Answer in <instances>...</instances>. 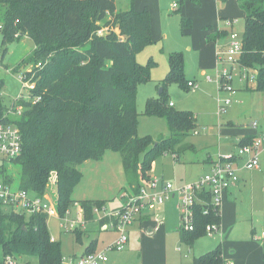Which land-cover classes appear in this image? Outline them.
I'll use <instances>...</instances> for the list:
<instances>
[{
    "label": "trees",
    "instance_id": "16d2710c",
    "mask_svg": "<svg viewBox=\"0 0 264 264\" xmlns=\"http://www.w3.org/2000/svg\"><path fill=\"white\" fill-rule=\"evenodd\" d=\"M241 7L246 26L240 65L257 70V85L251 89L264 91V0H242ZM0 26L4 55L10 43L24 36L35 44L31 58L15 67H28L24 80L34 87L25 86L27 93L0 112L22 108L11 120L22 131L23 151L10 165L21 167L19 187L39 195L47 193L51 176L57 174L61 217L75 202L72 195L85 161L101 160L107 150L119 151L127 184L136 193L151 179L159 155L171 152L179 158L186 149L195 148L185 141L197 127L196 114L176 109L167 95V84L173 80L189 87L182 51L170 53L163 92L149 98L144 111L163 117L171 135L158 141L139 135L137 87L152 79L150 69L136 61L137 53L154 42L148 7L118 10L116 0H0ZM182 26H186L184 18ZM254 139L245 137L240 145ZM10 165L0 167V179L14 183ZM105 202L79 201L85 219L92 220L94 207ZM48 218L45 213L28 216L0 209V264L7 255L36 256L38 264H63L61 242L52 240ZM221 218V210L204 214L201 205L196 206L195 229L179 227L181 241L192 246L206 234L208 224H220ZM94 251L90 246L86 253ZM223 263L219 245L190 264Z\"/></svg>",
    "mask_w": 264,
    "mask_h": 264
},
{
    "label": "rangeland",
    "instance_id": "374dc122",
    "mask_svg": "<svg viewBox=\"0 0 264 264\" xmlns=\"http://www.w3.org/2000/svg\"><path fill=\"white\" fill-rule=\"evenodd\" d=\"M116 1L121 10L144 8H137L135 0ZM148 8L154 42L137 53L136 61L150 69L152 79L138 85L136 109L139 114V135L150 136L158 141L161 137L167 138L171 135L167 121L160 116L145 115L144 111L149 98H158L161 95L163 81L169 70L170 53H184L188 65L186 80L194 78L198 68L197 60L185 49L188 38L184 35L186 27L181 26V13L174 10L171 15L167 12L168 16H165L163 11L157 13L154 9L153 15L151 8ZM161 9L163 10V5ZM154 24L162 25L164 29L168 27V38L165 39L164 32L161 37L156 38ZM245 26L246 19L241 18L238 25L241 36H244ZM1 38L0 33L2 51ZM194 43L196 47L199 46L197 39ZM33 44V40L27 36L10 43L4 62H0V112L3 107L10 108L22 93H27L22 78L28 67L24 70H16L15 67L21 58H31ZM214 57L213 67L207 70L206 75L197 74L198 87L190 88L186 82L177 80L167 84L168 98L174 101L176 109L197 113L198 133L191 131L186 139L196 145L197 151L185 150L180 159L171 152L159 155L154 161L150 176L164 177L165 182H171L175 186L197 181L200 176L210 171V163L206 162L208 157L218 159L232 155L235 153V144L250 135L257 136L256 140L262 139L258 149L261 168L244 169L243 172L240 169L239 175L243 183L237 200L230 196L221 206L219 232L200 236L194 241L193 247L182 242L177 229L182 223L178 198H169L162 204L147 207L143 212L145 219L136 223L130 231L126 247L120 251H108V261L102 264H190L194 257L219 245L222 247L224 262L264 264V95L245 88V79L242 77L244 69L238 65H233L230 82L234 91L222 89L217 78L219 68L222 70L229 67L231 71V67L229 64H222L216 53ZM208 76L213 77L212 82L207 81ZM226 98H230L232 102L221 108L219 99ZM254 121L257 122V127L252 126ZM91 163L93 164L90 169ZM243 163H240L241 167ZM8 171L15 185L19 184L21 167L13 163ZM81 171L83 176L73 191L72 198L75 202L68 209L69 212L63 217L48 218L51 235L61 242L64 264L74 254L79 256L90 246H94L97 251H104L107 244L117 236L111 227L107 230L101 228L103 210L94 211L93 219L86 220L78 201L88 196L107 199L108 204L105 207L111 210L113 206H124L128 199L127 194L132 192L125 183L119 151L107 150L103 159L89 160L82 164ZM57 182V174L53 173L47 193L54 201L58 196ZM74 224L78 227L71 226ZM89 235L98 239L95 244L92 245L94 238H88ZM25 261L38 264L36 256L25 257Z\"/></svg>",
    "mask_w": 264,
    "mask_h": 264
},
{
    "label": "built area",
    "instance_id": "2783aa9c",
    "mask_svg": "<svg viewBox=\"0 0 264 264\" xmlns=\"http://www.w3.org/2000/svg\"><path fill=\"white\" fill-rule=\"evenodd\" d=\"M178 4L175 3L176 7ZM237 19H229L228 24L234 25ZM1 27V26H0ZM101 32V31H100ZM229 44L217 51L218 60L222 64H229L222 70L219 68L217 78L221 84V88L233 92L231 85L233 65H238L244 69L242 77L245 79L247 86L257 83V70L244 68L240 65V59L243 52L244 39L236 30L229 31ZM252 71V74H250ZM22 78V77H21ZM25 74L22 78L24 86L34 87L30 81H26ZM208 80H213L211 76ZM190 88L198 87V83L194 80L188 81ZM221 107L231 103L230 98L220 99ZM173 105V102H170ZM21 107L16 110H9L0 113V167L3 164L10 165L11 161L17 158L23 151V135L20 127L11 120L13 116L20 115ZM257 122H253V126L257 127ZM262 139H254L253 143L239 145L237 151L230 156H221L213 162L209 172L200 176L197 181L188 184L175 186L171 182H165L159 177H151L149 181H145L140 190L136 193L133 191L127 194L128 199L124 206L107 210L105 205L95 206L94 211L103 210L105 218H108L111 225L117 230L118 237L110 243L104 251H94L84 253L79 256L70 258L65 264H102L108 261L107 252L111 250H123L129 242V228L140 217L147 207L162 204L172 197L178 198V207L181 211L180 227L187 231L195 229V209L201 205L204 214H209L210 210L220 212L221 206L225 200L226 193L240 181L238 173L239 162L248 158L244 162V167L249 170L258 169L260 167V159L258 149ZM208 192V193H207ZM205 194V198L203 194ZM208 196V198H206ZM0 209H15L24 212L28 216L34 213H45L50 216H59L57 202L54 201L48 193L39 195L35 191L22 189L15 183H7L0 179ZM83 212V208L81 207ZM77 228V224L71 225ZM218 223H210L206 226V234L213 235L219 232ZM52 240L55 238L52 236ZM4 264H27L24 258L7 255ZM64 264V258H63ZM223 264H232L224 262Z\"/></svg>",
    "mask_w": 264,
    "mask_h": 264
},
{
    "label": "crops",
    "instance_id": "0c3cea01",
    "mask_svg": "<svg viewBox=\"0 0 264 264\" xmlns=\"http://www.w3.org/2000/svg\"><path fill=\"white\" fill-rule=\"evenodd\" d=\"M135 1H136V6L139 9L142 7H148L149 6L151 8L153 15H155L154 9L157 13L163 11L165 16H168L167 12L171 15V12L174 10H176L177 13H181V15H182L181 19L184 18L186 20V26H185L186 28H184L182 26V20H181V26H182V28H184V35L186 38H188V41H186L185 49H186V51H188V53H190V55L193 59L195 58L197 60L198 70L196 73L198 75H206L207 70L213 67V60L215 58L214 57L215 53L217 56L218 49L224 48L229 44V41H230L229 36H228L229 31L236 30L237 32L240 33V31L238 29V25L240 23V19L245 18V11L241 7L242 0H135ZM116 3H117V1H116ZM175 3H179L177 5L178 7L176 6V8L174 6ZM162 5H163V10L161 9ZM117 8H118V10H121L118 7V4H117ZM162 16H163V13H162ZM229 19H237L238 22L236 24L230 26L228 24ZM151 30L153 31L152 25H151ZM154 31H155L154 35L156 36V38L161 37L160 35H162L163 32H164L165 39L168 38V35H169L168 34V27H166L164 29L162 25L158 26L157 24H154ZM209 35H211L213 38L209 39L208 38ZM27 37H29V36H27ZM152 37H153V35H152ZM195 39H197V41L199 42L198 47L195 46V43H194ZM17 41H19V40H17ZM1 43H2V38H1ZM33 45L35 47V44H33ZM34 47L31 48L32 52H33ZM8 52H9V46H8V51H7L6 55H4V51L0 50V62L1 63L4 62ZM23 59H25V58L24 57L21 58L16 63V65ZM2 60H3V62H2ZM185 60H186V58H185ZM187 68H188V65L186 63V74H187ZM197 74L196 75L194 74V76H193L194 78H191L190 80H194V81H196V83H198V79L196 78ZM207 81L212 82L213 80L207 79ZM256 85L252 84V85L247 86L246 82H244L245 88H248L249 90H253L251 88L256 87ZM198 86H199V83H198ZM257 92L262 93V95H264V91H257ZM171 102H173V105H174V101L172 100ZM219 102H220V99H219ZM230 104H228V105H230ZM228 105H226V107ZM220 107H221V103H220ZM221 108H223V107H221ZM182 110H185V109H182ZM196 117L198 119L197 113H196ZM252 126H253V123H252ZM197 133H198V130L195 129L194 134H197ZM250 136L254 137V138L257 137L255 135H250ZM250 136H248V137H250ZM240 141L235 144V151L234 152L237 151V149L240 145ZM185 142L188 144H193L195 148L192 151H197V147L193 142H191V141L190 142L185 141ZM186 150H191V149H186ZM181 154H180L178 159L181 158ZM247 158H248V156H245L244 159H242L239 162L238 173L241 170L243 172L244 169H246L244 167V163H243V167H241L240 163L245 162V160ZM96 161H99V160H96ZM214 161H216V159L211 158V156L208 157V159L206 160V162L210 163V170L212 168V164ZM88 162H89V160L85 161L83 163V165L85 163H88ZM92 164L93 163H91L89 165L90 169L92 168ZM261 165L262 164H261V160H260V167L258 169L261 168ZM122 168H123V164H122ZM80 170H81V166H80ZM247 170H249V169H247ZM123 172H124V169H123ZM124 176H125L124 177L125 183L127 185V178H126L125 172H124ZM162 179H164V177ZM178 183H180V182H178ZM182 183H180V184H182ZM242 183H243V179L240 177V181L235 186L231 187L229 189V191L226 193L225 199L226 198L228 199L230 196H232V198H234V200L236 201L238 198V191L240 190ZM49 196H50V194H49ZM176 198L177 197H172L171 199H176ZM81 200H103V201H107V199L96 198L95 196H92V197L88 196V197L81 199ZM81 200H79V201H81ZM106 204H108V202H105V206H106ZM117 208H120V206L117 205V206L112 207V209H117ZM104 219H105V217H102L100 220L101 228L107 230L108 228L111 227L112 229H114L116 231V233H117L116 238H117L118 237L117 230L111 225L110 221H104L103 222ZM144 219H145L144 214H142L140 217H138V219L130 226L129 233L133 229V226L136 223L141 222ZM177 229L179 231V227ZM179 234H180V231H179ZM87 237L88 238L91 237L92 239L94 238L93 239L94 244H95V241L98 240L96 237H92L90 235ZM116 238L114 240H112L110 243L114 242L116 240ZM55 240H57V239L55 238ZM180 240H181V236H180ZM110 243H108L107 246ZM193 245H192V247H193ZM178 249H180V248H178ZM86 250H84V252H82V254H84L86 252ZM74 256H77V254H74ZM231 263L234 264L233 262H231Z\"/></svg>",
    "mask_w": 264,
    "mask_h": 264
},
{
    "label": "water",
    "instance_id": "95a60500",
    "mask_svg": "<svg viewBox=\"0 0 264 264\" xmlns=\"http://www.w3.org/2000/svg\"><path fill=\"white\" fill-rule=\"evenodd\" d=\"M116 31H117L118 33H120V29H119V28H116ZM162 91H163V88L161 89L160 93H162Z\"/></svg>",
    "mask_w": 264,
    "mask_h": 264
}]
</instances>
